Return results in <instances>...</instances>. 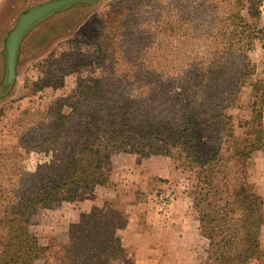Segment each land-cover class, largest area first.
Instances as JSON below:
<instances>
[{
	"label": "trees",
	"instance_id": "1",
	"mask_svg": "<svg viewBox=\"0 0 264 264\" xmlns=\"http://www.w3.org/2000/svg\"><path fill=\"white\" fill-rule=\"evenodd\" d=\"M237 1L242 10L245 1ZM262 3L252 0L257 14ZM241 10L226 17L221 46L209 49L213 57L163 70L151 84L154 100L151 90L133 94L117 82H80L55 109L21 123L20 145L0 151V264H37L41 257L46 264H122L128 248L119 230L129 214L121 207L94 206L70 225L67 241L49 245L40 242L31 219L35 209L109 184L107 165L117 149L166 154L190 172L188 194L208 239L201 264L264 262V198L249 176L254 154L264 150V95L253 100L241 135L229 111L254 73L249 51L264 39V26ZM212 30L215 43L218 21ZM253 87L257 92L260 85ZM32 152L41 153L34 168L26 162Z\"/></svg>",
	"mask_w": 264,
	"mask_h": 264
},
{
	"label": "rangeland",
	"instance_id": "2",
	"mask_svg": "<svg viewBox=\"0 0 264 264\" xmlns=\"http://www.w3.org/2000/svg\"><path fill=\"white\" fill-rule=\"evenodd\" d=\"M47 1L0 0V151L18 147L21 123L33 112L55 109L60 98L76 92L80 82H117L122 90L133 94L151 90L148 98L154 100L151 84L162 79L163 70L180 63L198 65L213 57L209 49L221 46L226 17L242 6L237 0H77L46 15L28 30L19 46L16 75L9 83L8 37L27 10ZM244 1L241 13L249 22L264 26V0L258 14L252 0ZM216 21L219 39L211 43L209 35ZM94 35L99 39L90 41ZM249 53L254 73L229 110L239 135L244 130L241 124L252 117L256 95H264V39H255ZM71 63L76 64L74 71ZM256 82L260 85L257 92L253 87ZM40 158V152H32L26 160L28 167L34 168ZM256 164L263 172L264 150L254 154L250 168ZM145 166L160 173H151ZM107 168L119 180L110 184L117 187L116 195L109 196L107 187L88 193L83 199L100 202L81 212L78 201L65 205L58 201L33 211L32 230L40 242L63 243L68 240L70 225L82 213L94 206H116L129 214L128 224L120 230L128 248L122 264H201L208 246L205 236L196 243H181L176 227L161 219L150 221L151 212L155 217L165 209L175 217L180 215L183 223L197 218L188 194L193 185L190 172L166 154L143 155L118 149L112 150ZM164 199L171 205L161 209ZM184 206L187 212L182 210ZM37 264H46V258H39Z\"/></svg>",
	"mask_w": 264,
	"mask_h": 264
},
{
	"label": "crops",
	"instance_id": "3",
	"mask_svg": "<svg viewBox=\"0 0 264 264\" xmlns=\"http://www.w3.org/2000/svg\"><path fill=\"white\" fill-rule=\"evenodd\" d=\"M257 167H258V164H256V166L254 167V168H250V173H249V176H250V180L253 182V183H255V185H256V187H257V190H258V192L263 196V198H264V169H263V172H261L259 169L257 170ZM145 169L147 170V171H149V169H150V172L151 173H155V174H158V173H160V172H158L157 170H154V169H152V168H150V166H145ZM141 170H142V168H141V166H140V169H138V168H136V171L138 172V173H140L141 172ZM159 171H163V173H164V170H162V169H160ZM121 179V178H120ZM119 181V180H117V178L116 177H113V175L111 176V180H110V183L109 184H107V185H100V186H98L94 191H89L88 189H86V188H82V189H80V191H79V193H78V196H77V198L74 200V201H59V202H63V204L65 205V203L66 202H70V203H73V202H76V201H78L79 202V204H78V206H82V209L80 210V212L81 211H86V210H89V206H93V204L94 203H98L99 204V200H97V199H95V200H93L92 198H90L89 200H85V199H83V197H84V195H86V194H88V193H93V192H96V191H98V189H100V188H106L108 191H110L109 192V196H112V193H114L115 195H116V193H117V187L115 186V187H111L110 186V184H111V182L112 181ZM113 188V189H112ZM111 190L113 191V192H111ZM89 195V194H88ZM91 196H93V195H91ZM94 197H96V195L94 196ZM171 205V204H170ZM170 210L171 211H173V208H171V206H170ZM176 210V209H175ZM179 210V209H178ZM182 210L185 212H187V206L185 207L184 206V208H182ZM129 211V210H128ZM156 213H158V211L156 212ZM168 213V214H167ZM173 213V212H172ZM133 215H134V217L133 218H135V214H134V212H133ZM184 216V215H183ZM132 218V219H133ZM150 221H153V222H159V219H161L163 222L162 223H169L170 224V226L172 225V226H174V227H176L177 228V237H178V241L179 242H181V243H184L185 241H187V242H189V243H196V242H199V240H200V237L201 236H204L203 234H202V232H201V229H200V221H199V219H198V217L197 218H194V219H188V220H190L189 222H184L183 223V221H182V218H181V216L179 215V216H177V217H175L174 215H171V212H168V210L167 209H165L163 212H159L158 213V215L156 214V216L154 217L153 215H152V212L150 213ZM175 219H176V221H175ZM167 221V222H166ZM169 221V222H168ZM121 230V229H120ZM120 230H119V234H120ZM123 230V229H122ZM181 230H186V231H189V234H188V236H185V235H182L181 234ZM120 236L122 237V239H123V242H124V244H125V237H123V235L122 234H120ZM261 240H262V246H263V243H264V234L262 233V236H261ZM126 246V245H125ZM263 248H264V246H263ZM259 260H255L254 262H253V264H258L259 262H258ZM123 263V262H122ZM124 263H125V259H124Z\"/></svg>",
	"mask_w": 264,
	"mask_h": 264
},
{
	"label": "water",
	"instance_id": "4",
	"mask_svg": "<svg viewBox=\"0 0 264 264\" xmlns=\"http://www.w3.org/2000/svg\"><path fill=\"white\" fill-rule=\"evenodd\" d=\"M77 0H50L27 10L19 19L15 28L11 31L7 41L8 57V82L11 83L16 75V61L20 43L28 32L40 19L51 12L62 8L66 4Z\"/></svg>",
	"mask_w": 264,
	"mask_h": 264
},
{
	"label": "built area",
	"instance_id": "5",
	"mask_svg": "<svg viewBox=\"0 0 264 264\" xmlns=\"http://www.w3.org/2000/svg\"><path fill=\"white\" fill-rule=\"evenodd\" d=\"M169 199V198H168ZM168 199H164L161 203H160V206H161V209H164L166 206H168L170 204L169 200Z\"/></svg>",
	"mask_w": 264,
	"mask_h": 264
}]
</instances>
